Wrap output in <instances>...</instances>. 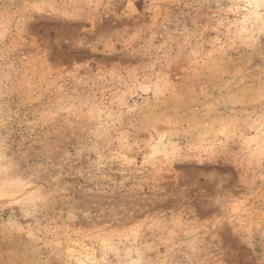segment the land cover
I'll return each instance as SVG.
<instances>
[{
    "label": "rangeland",
    "instance_id": "obj_1",
    "mask_svg": "<svg viewBox=\"0 0 264 264\" xmlns=\"http://www.w3.org/2000/svg\"><path fill=\"white\" fill-rule=\"evenodd\" d=\"M0 264H264V0H0Z\"/></svg>",
    "mask_w": 264,
    "mask_h": 264
}]
</instances>
